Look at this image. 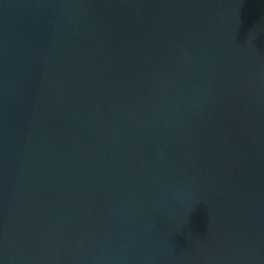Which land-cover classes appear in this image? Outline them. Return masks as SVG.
I'll use <instances>...</instances> for the list:
<instances>
[{"label":"water","instance_id":"1","mask_svg":"<svg viewBox=\"0 0 264 264\" xmlns=\"http://www.w3.org/2000/svg\"><path fill=\"white\" fill-rule=\"evenodd\" d=\"M0 264H264V0H0Z\"/></svg>","mask_w":264,"mask_h":264}]
</instances>
